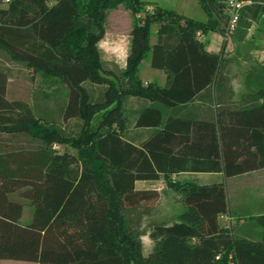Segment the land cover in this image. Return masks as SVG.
<instances>
[{"label":"trees","instance_id":"1","mask_svg":"<svg viewBox=\"0 0 264 264\" xmlns=\"http://www.w3.org/2000/svg\"><path fill=\"white\" fill-rule=\"evenodd\" d=\"M123 1L0 0V48L45 78L59 77L69 89L66 104H60L56 120L48 123L36 117L30 102L9 100L8 77L0 72V127L27 131L40 140L32 163L23 152L14 160L0 157V260L264 264V214L249 217V225L227 230L220 224L221 215L229 212L225 183L172 180L179 173H224L232 178L264 169V100L245 102L252 107L235 106L230 101V78L221 71V53L209 52L197 37L198 31L208 29L226 35L223 2L201 0L209 13L206 22L158 7L153 13L145 11L130 31L123 76L111 78L104 74L98 44L105 36L108 10ZM128 1L135 14L145 10L141 0ZM256 6L253 19L258 21L264 16V3ZM155 21L160 23L158 39L151 44L150 24ZM145 57L153 68L166 72L165 85L143 84L139 70ZM87 81L107 85L101 101L93 100L84 86ZM211 91L219 103L230 92L227 106L217 109L216 121L185 114L198 95L206 97ZM130 96L150 102L141 109L135 127L149 128L153 134L140 145L124 137L128 122L124 103ZM97 113L101 116L95 122ZM71 121L81 122L77 133L66 131ZM54 144L65 150H54ZM7 164L14 173L28 166L37 175L14 174L7 179L2 174ZM161 179L182 195L184 210L171 224H152L149 237L154 247L146 256L136 234L143 219L152 216L161 194L137 190L136 185ZM26 185L33 187V202L49 207L45 212L50 216L74 220L61 227L67 237L48 255L41 239L43 227H21L17 204L7 197Z\"/></svg>","mask_w":264,"mask_h":264},{"label":"crops","instance_id":"2","mask_svg":"<svg viewBox=\"0 0 264 264\" xmlns=\"http://www.w3.org/2000/svg\"><path fill=\"white\" fill-rule=\"evenodd\" d=\"M264 3V0H251L248 4L247 11L242 22L238 26V30L234 33L237 37V41L242 48V52L235 58H231L232 54H225L226 59L228 60L223 72L225 75L229 76L231 86H232V97L231 100L228 99L230 96V92L225 95V100L222 103H219L216 99V94L214 91L208 92L205 97V93L198 95L197 99L191 103V106L188 107V111H185V114H190L192 117H197V119H207L211 121H216L217 118V109L220 106H227L228 101L235 103L238 108L252 107L254 105H247L245 102L250 101V103L262 102L264 100L263 97L253 99L255 95L264 96V27L261 22L264 19V16H260L259 20H254L253 16L258 9L257 4ZM133 27V26H132ZM131 27V29H132ZM244 29L243 33H240L241 30ZM131 31V30H130ZM107 34V33H106ZM205 34V33H204ZM235 35L233 36L235 38ZM242 35V36H241ZM240 36V37H238ZM158 39V37H157ZM151 42V44H155L157 42ZM106 37L99 42L104 50H109L110 44L107 43ZM206 49L212 53H218L221 50L222 45H218L213 47L209 44L210 39H206ZM225 42V40H224ZM223 42V43H224ZM110 43V42H109ZM112 44H116L112 42ZM129 45L127 57L130 51L131 46V35L129 33V41L127 42ZM248 44L252 45V49L248 46ZM105 50V51H106ZM107 52V51H106ZM103 53V51H102ZM111 57L114 58V53H110ZM119 58L118 55H116ZM115 63H119V60H115ZM148 65L150 68L151 61L148 59ZM148 69V68H147ZM155 69V68H153ZM240 70L238 76H240L239 84L236 87L235 78L232 75V72L235 70ZM159 73V80L161 85H165L167 81V74L164 70L156 69ZM3 72L8 77V85H7V96L9 100L21 99L28 101L22 94L23 85L20 82L23 77L22 76H11L8 74L7 70L0 68V72ZM112 78H117L119 76L115 75L116 73L110 72ZM41 75H33V79L36 82L39 80ZM42 80H46V78H42ZM50 79H48L49 81ZM25 81V80H22ZM45 83V81H44ZM86 83V82H85ZM84 83V84H85ZM47 84V89H45L46 85L42 82L38 81L37 85L33 88L34 91L37 92L38 97L42 98L44 96H49L46 92L43 91H51L53 92L52 102H47V104H40L30 102L32 106V111L36 115L37 118H42L43 121L48 123H54V120L57 118V108L55 104V87L54 85ZM65 84V83H64ZM65 99L64 103L66 104L68 99V86L65 84ZM133 99V97H131ZM226 101V102H225ZM140 103V102H139ZM150 102L142 101L138 106L134 109V112L130 111V109H126V101L124 103V111L127 116V128L124 133V137L126 140L134 143L135 145H140L145 142L151 134H153V130L149 128H136L135 122L136 119L141 112V109L148 105ZM248 103V104H250ZM64 104V105H65ZM60 108V106L58 107ZM59 112V109H58ZM130 112V113H129ZM129 114V115H127ZM42 115V116H41ZM45 115V116H43ZM255 119H257V111H255ZM41 116V117H40ZM48 119H47V117ZM5 126L0 127V157L2 159L14 160L15 154L18 152H23L25 155V160L29 162H33L35 157L32 155L35 149H38L40 146V140L35 138L27 131H15L8 130V128H4ZM5 130V131H4ZM61 150V149H60ZM65 149H62L63 152ZM12 155V157H9ZM17 155V154H16ZM24 160L23 157H21ZM6 168H3L2 174L7 177V179L12 178L14 174L18 177H32L37 175V171L27 168L21 169V171L15 172L11 167V164H7ZM172 179H184L186 181H194L199 185H212L216 183H225L227 187V196L229 200V212L228 214H233L234 226L236 228L244 227L245 225L251 224L247 213H245L246 208H256L257 214H253L258 217L264 214V169H257L248 174H244L241 176H236L232 178H228L224 173H179L173 174ZM192 179V180H191ZM236 179H241V181L235 182ZM243 180V181H242ZM165 180L161 179L158 182H138L136 185L137 190H151V185L162 184ZM176 181V180H174ZM166 182V181H165ZM33 187L31 185L22 186L20 188H16L14 191L7 194L9 201L16 203V208L19 210L18 224L23 228L30 227L33 224L39 225L43 227L41 233V239L43 240V248L45 249L46 255L50 254L49 252L58 251L60 242L63 241L65 237H67L66 232H64V228L69 225L74 224V220L69 218H60L57 219L54 216H50L49 213L45 212V210L49 209V207H41L38 204L33 202L32 192ZM159 191V189H156ZM181 196L180 194H178ZM162 197V196H161ZM181 198V197H179ZM162 198L160 199V202ZM10 208V205L7 206ZM12 208V207H11ZM16 209V210H17ZM169 213L167 212L166 207L161 210L160 213V221L161 224H171L174 221H171L168 217ZM1 219V218H0ZM143 219L142 224L144 223ZM1 221V220H0ZM221 226L223 225L222 221H220ZM260 230L257 228V232ZM149 233L147 237L150 240V243L145 245L144 254L147 256L153 249L154 244L149 237ZM27 240L32 239V237L27 236ZM0 264H40L39 262L34 261H22V260H8L3 259L0 260Z\"/></svg>","mask_w":264,"mask_h":264},{"label":"rangeland","instance_id":"3","mask_svg":"<svg viewBox=\"0 0 264 264\" xmlns=\"http://www.w3.org/2000/svg\"><path fill=\"white\" fill-rule=\"evenodd\" d=\"M143 4L146 6L145 10L143 12H139L138 14H135L133 9L131 8V4L128 0H124L121 3H117L112 8H110L107 12V18L105 21V36L108 45L110 48L109 50H104V48L101 49V44H98L101 58L103 61V68H104V74L111 77L110 72L116 73L117 76H123L124 70L126 68V56H127V50L129 45L127 42L129 41V33L131 30V27L135 23V19L138 16L145 17V11H149L150 13H153L156 8H163L167 9L169 11H175L180 15H183L185 17H190L195 20L206 22L209 19V13L206 10L204 3L201 0H141ZM218 3H216L217 5ZM262 26L264 27V19L261 22ZM160 23L159 22H152L150 24V32H151V42H155L158 37V27ZM244 29L241 30L240 33H243ZM107 33V34H106ZM235 34L230 35H223L217 30L208 29L205 33V38L210 39L209 44L213 47H216L218 45H222L221 50L218 53H221L222 56V62H221V71L223 72L228 60L225 57V54H232L231 58H235L238 55H240V52H242V48L240 47V44L237 41V36L235 35V38L233 37ZM226 36V37H225ZM240 37V36H238ZM226 41V43L224 42ZM206 41V40H205ZM110 42V43H109ZM112 42H115L116 44H112ZM224 42V43H223ZM207 45V44H206ZM250 49H252V45L248 44ZM103 51V53H102ZM110 53H114V58L111 57ZM116 55L119 56V58L116 57ZM119 60V63H115V60ZM0 68L7 70L8 74L11 76H22L25 81L22 82V94L23 96L30 102L35 103V106L37 105V102L40 104H47V102H52L54 99L52 97L53 92L51 91H43L46 92L49 96H44L42 98L38 97L37 92L34 91V87L37 85V82L40 81L43 84H45L47 89V84L50 83V85H54L55 87V104L57 108V115H58V107L65 99V84L62 82V80L58 77L57 79L51 78L48 81V78L46 77V83L42 80V78H45L42 76L41 73L36 72L28 66L26 62L18 61L14 59L6 50L0 48ZM148 68V69H147ZM240 70H234L232 72V75L235 78L236 87L239 84ZM33 75H41L39 80L36 82V80L33 79ZM139 75L141 77V80L143 84L148 83H160V76L158 73V70L150 68L148 65V59L147 57L144 58L142 63L140 64V70ZM120 77V78H121ZM112 78V77H111ZM125 82V77L121 78ZM84 86L92 93L93 100L95 101H101L103 99V94L105 92V89L107 87L106 84H96L91 81H87ZM133 97V99H131ZM142 101L148 102L146 98H139L135 96L127 97L126 99V109L128 112V109L130 111L134 112V109L140 104ZM140 102V103H139ZM130 113V112H129ZM129 115V114H127ZM101 116V113H97L95 122L97 121V118ZM60 127L64 128L63 125L60 123H56ZM81 125L80 121H71L66 128V131L71 133H77L79 131V127ZM69 126V127H68ZM61 150L65 149V146L60 145ZM71 149V148H70ZM72 152H75L73 149H71ZM173 181H179L184 182V179H172ZM192 180V179H191ZM241 181V179H236L235 182ZM243 181V180H242ZM239 183V182H238ZM152 189H159V193L161 194L162 201L160 200L157 202V204L154 207V211L152 216L147 217L144 220V223L142 224L141 228L137 231L136 237H138V241L142 243L143 246V252L145 251V245L150 243L149 238L147 237L148 232H150V228L153 223H161L160 221V213L163 208L166 207L167 212L169 213L168 217L171 221H175L176 217L184 210V203L182 200V195L179 196L177 191L167 185V183L164 181L162 184H155L151 185ZM181 197V198H179ZM256 208H246L245 213H247V216H253V214L256 212ZM233 226H234V220H233V214L231 215ZM134 236V235H133ZM137 239V238H136Z\"/></svg>","mask_w":264,"mask_h":264},{"label":"built area","instance_id":"4","mask_svg":"<svg viewBox=\"0 0 264 264\" xmlns=\"http://www.w3.org/2000/svg\"><path fill=\"white\" fill-rule=\"evenodd\" d=\"M225 6L227 12V25H226V35L234 34L239 26L241 19L242 10L248 5L251 0H221ZM197 37L201 41H205V34L202 31L197 32ZM226 37V36H225ZM54 150H60V145L54 144ZM221 221L224 228L229 230L233 226L232 217L230 214L225 213L221 215Z\"/></svg>","mask_w":264,"mask_h":264}]
</instances>
